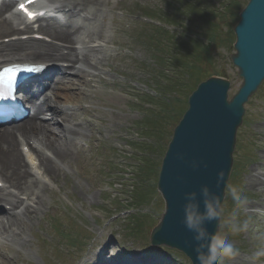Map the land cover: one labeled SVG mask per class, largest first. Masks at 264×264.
Masks as SVG:
<instances>
[{"label": "rangeland", "instance_id": "374dc122", "mask_svg": "<svg viewBox=\"0 0 264 264\" xmlns=\"http://www.w3.org/2000/svg\"><path fill=\"white\" fill-rule=\"evenodd\" d=\"M99 1L103 2V15L96 26L104 31L108 41L107 53L111 57L103 70L97 72L100 76L95 78L94 89H89L90 98L82 104L65 108L77 111V116L91 120L93 126L81 140L79 150L82 154H76L70 163H65L64 171L47 184L39 214L31 219L21 217L23 226L15 240L0 238V256L6 253L3 264H91L95 257L117 263L132 256H139L133 259L136 262L133 264H191L173 249L150 246V232L158 224L165 203L157 191V180L151 182L149 193L145 190L148 195L144 203H141L139 187V184L143 186L146 183L140 169L152 156L147 152L143 156L140 149V144L148 141L149 137L142 129L147 118L144 110L149 104L142 101L145 98L142 96L141 100L140 95L150 94L160 102L169 98L170 104L181 108L192 91L188 88L185 94L178 90L175 91L177 94L170 93L166 97L165 91L162 92L169 86L163 83V78L166 80L171 70L166 64L164 66L169 71L163 74L158 65L149 28H154L159 21L167 22L170 0ZM210 1L220 9L225 2ZM247 1L244 0L245 3ZM234 28V23L230 27L221 26L218 41L199 66L206 70V79L218 76L230 80V97L243 83L231 60L236 53L233 47L235 40L230 44L228 33ZM169 30L174 31V27ZM180 34V37L187 36L189 41L197 37L185 31ZM198 40L208 44L204 36ZM100 44L105 45V42ZM60 72L53 74L55 81ZM170 80L176 81V78L173 76ZM61 88L58 90L61 94H69L73 98L79 94L75 86ZM159 93L163 97L158 96ZM178 98L182 103L177 102ZM58 100L63 104L67 101ZM245 109L222 207L225 219L235 210V223L243 225L247 222V228L232 233L230 227L221 221L220 233L227 234L238 249V255L229 264H264V256L258 255L264 249V186L251 184L252 178L264 179V83ZM152 111L159 112L155 107ZM47 114L52 118V109ZM57 120L58 117L54 125L63 128V123ZM5 130L9 129L2 128L0 132ZM172 130L169 129L170 132ZM152 162L158 165V157L152 158ZM231 187L241 189L247 200L238 210L230 196ZM138 213H146L147 217L140 218L144 228L132 236L129 230L139 226L136 221Z\"/></svg>", "mask_w": 264, "mask_h": 264}, {"label": "bare ground", "instance_id": "6f19581e", "mask_svg": "<svg viewBox=\"0 0 264 264\" xmlns=\"http://www.w3.org/2000/svg\"><path fill=\"white\" fill-rule=\"evenodd\" d=\"M102 4L99 0H44L36 6H43L49 14L63 13L68 18L65 24L56 19L39 27L37 33L49 38L50 42L31 37L0 43V65L6 62L49 63L46 73L29 89V96L33 99L24 102L33 117L15 130L0 132V183L3 184L0 204L5 206L4 215L0 217V238L15 240L16 234L21 233L23 218L31 219L39 214L47 182L64 171L63 165L72 161L75 150L79 152V139L91 131V120L77 116V111L64 112L62 102L57 99L76 105L88 100L89 89H94L95 78L100 76L97 72L103 70L111 57L107 53L108 41L104 31L96 26L103 15ZM33 31L26 18L11 11V3L6 0L0 3V40ZM68 48L72 49L67 51ZM59 62L69 66V70L60 69L59 82L50 86L49 74L57 69L55 65ZM59 83L67 89L75 86L78 96L73 98L69 94L54 92L59 89ZM49 108H53L55 117L64 124V132L54 125V121L41 119ZM251 184L263 187L264 179L252 178ZM21 196L28 199H21ZM5 255L0 256V264L6 259ZM136 257L139 256L117 263L95 257L91 264H133Z\"/></svg>", "mask_w": 264, "mask_h": 264}, {"label": "water", "instance_id": "95a60500", "mask_svg": "<svg viewBox=\"0 0 264 264\" xmlns=\"http://www.w3.org/2000/svg\"><path fill=\"white\" fill-rule=\"evenodd\" d=\"M234 34L236 53L231 60L243 79L240 89L230 99L232 85L227 79L212 77L199 84L174 130L159 176L158 191L165 209L150 233L151 245L177 250L192 264L199 261L194 233L182 222L185 193L197 192L201 212L204 210L202 186H208L219 196L222 205L226 198L245 105L264 83V0L249 1ZM220 172L224 173V179L218 185ZM220 226L215 220L204 225L211 234L220 232Z\"/></svg>", "mask_w": 264, "mask_h": 264}, {"label": "trees", "instance_id": "16d2710c", "mask_svg": "<svg viewBox=\"0 0 264 264\" xmlns=\"http://www.w3.org/2000/svg\"><path fill=\"white\" fill-rule=\"evenodd\" d=\"M248 1L245 3L244 0H225L221 9L215 8L214 2L210 0L169 1L170 11L168 20L165 23L174 27V31L164 27H155L153 31H150L149 36L151 42H153V51L157 54L158 65L164 71L163 74L169 71V68L164 65L168 64L171 70V75L166 80L163 78V82L165 81L169 85L162 91H165L164 97L167 94L176 93L178 90L185 92L188 88L192 90V93L198 84L206 79V70L199 68V66L203 63L204 58L209 55L211 47L218 41L221 26L227 25L230 27L231 23L237 25L240 20V12L246 7ZM192 28L194 31H192ZM183 31L197 36L196 39L189 41L190 39H187V36L185 38L180 37L182 35L180 33ZM202 36L207 38L208 44L200 43L198 37ZM228 38L231 39L230 44L235 40L231 30L228 33ZM173 76L176 81L170 80ZM191 84L194 85L193 88L190 87ZM161 86L163 88V84ZM184 92L181 93L184 94ZM170 101L169 98H163L161 102H157L155 106L159 112L149 111L147 118L145 117L146 119L142 123V128L146 132L145 135L149 136L148 139L150 138L151 142H145L143 146H140V149L143 150V156H146V152L152 156L149 160H146V166L143 165L140 169L144 173L141 177L146 178V183L142 182L144 183L143 186L139 184L141 203H144L143 200L146 199L149 193L151 182H156L158 179L162 160L172 138L174 128L188 108L187 103H183L185 106L177 108L170 104ZM180 101L181 99L178 98L177 102ZM168 128L173 129L172 132ZM156 156L158 157V165L152 162V158Z\"/></svg>", "mask_w": 264, "mask_h": 264}, {"label": "clouds", "instance_id": "9594fccd", "mask_svg": "<svg viewBox=\"0 0 264 264\" xmlns=\"http://www.w3.org/2000/svg\"><path fill=\"white\" fill-rule=\"evenodd\" d=\"M224 179V173L217 174V184ZM200 195L203 198L204 210L200 211V203L197 200V192L185 193L186 203L184 205L185 227L194 233L193 239L196 242L195 252L199 264H229V262L238 255V249L234 243L229 240L227 234L217 231L211 234L204 227L205 222L223 221L226 226L230 227L232 233L246 230L247 222L243 225L235 223L236 211L228 217L223 216V207L220 197L213 193L208 186H202ZM230 196L235 202L236 209L243 207L247 200L242 194V190L238 187H231ZM206 249V251H205ZM258 255L264 256V249L258 252Z\"/></svg>", "mask_w": 264, "mask_h": 264}, {"label": "snow or ice", "instance_id": "6c2138e0", "mask_svg": "<svg viewBox=\"0 0 264 264\" xmlns=\"http://www.w3.org/2000/svg\"><path fill=\"white\" fill-rule=\"evenodd\" d=\"M37 0H28L29 4L36 3ZM20 10L24 11L29 19L34 18V14L31 12H27L26 7L24 4L20 5ZM32 68L27 67H21L20 65H11L9 67H5L2 70H0V90L3 88L11 89L12 86L16 83L17 75L22 72H32ZM2 94V91H0V99H6Z\"/></svg>", "mask_w": 264, "mask_h": 264}]
</instances>
